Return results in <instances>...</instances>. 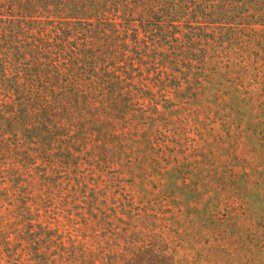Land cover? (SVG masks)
I'll use <instances>...</instances> for the list:
<instances>
[{
	"label": "rangeland",
	"instance_id": "obj_1",
	"mask_svg": "<svg viewBox=\"0 0 264 264\" xmlns=\"http://www.w3.org/2000/svg\"><path fill=\"white\" fill-rule=\"evenodd\" d=\"M93 1L85 0V14L94 10ZM80 2L14 0L15 11L56 21ZM232 25L248 26L256 49L253 31L261 33L264 24L236 19ZM9 26L0 21V81L9 79L8 66L22 72L28 65L9 37ZM219 32L229 35L224 27L215 29ZM236 47L228 57L207 45L201 75L181 73L154 86L152 95L118 98L126 106L119 113L130 123L99 121L89 129L76 108L56 110L57 159L66 147L74 157L101 160V167L92 166L95 204L110 216L99 225L90 215L85 200L92 183L84 190L70 163L57 179L54 203L38 206L42 214L54 208L51 227L66 247L62 250L61 242L52 247L53 264H79L80 253L72 247L95 240L101 255H134L142 264L164 256L163 264H264V91L251 77L240 76ZM245 56L250 62L248 52ZM127 200L137 209L132 216L123 205ZM21 209V195L0 177V264H38L31 249L35 232Z\"/></svg>",
	"mask_w": 264,
	"mask_h": 264
},
{
	"label": "trees",
	"instance_id": "obj_2",
	"mask_svg": "<svg viewBox=\"0 0 264 264\" xmlns=\"http://www.w3.org/2000/svg\"><path fill=\"white\" fill-rule=\"evenodd\" d=\"M91 4L94 10L85 14V0H81L56 21L17 12L14 0H0V21L12 25L9 37L28 63L22 72L8 66L9 79L0 81V177L12 182L21 195L23 220L35 232L31 249L38 264L54 263L52 247L57 242L66 250L58 241L57 228L51 227L56 220L54 208L42 214L38 206L54 203L57 179L70 163L75 181L83 183L84 190L92 183L85 200L90 215L99 225L110 216L95 204L98 191L92 166L101 167V160L74 157L66 147L60 149L61 159L56 157L58 108L79 110L81 122L89 129L99 126V121L107 126L130 123L119 113L126 106L119 105L118 98L152 95L154 86L181 73L201 75L210 44L228 57L230 47L236 45L234 65L240 76L251 77L264 91V30L253 31L256 49H251L253 34L248 26L238 30L232 25L236 19L247 25L264 24V0H97ZM219 26L228 37L215 33ZM97 101L101 104L94 105ZM82 164L88 167L81 169ZM123 205L129 207L130 216L137 210L129 200ZM110 210L115 212L114 207ZM41 216L45 220L39 221ZM43 244L46 250L40 251ZM72 250L80 253L79 264L143 263L134 255H101L97 240ZM164 257L152 258V264H163Z\"/></svg>",
	"mask_w": 264,
	"mask_h": 264
}]
</instances>
